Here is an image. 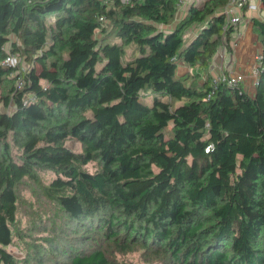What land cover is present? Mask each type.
Listing matches in <instances>:
<instances>
[{
	"label": "trees",
	"instance_id": "16d2710c",
	"mask_svg": "<svg viewBox=\"0 0 264 264\" xmlns=\"http://www.w3.org/2000/svg\"><path fill=\"white\" fill-rule=\"evenodd\" d=\"M227 2L177 18L180 0H0V264H33L6 247L17 185L46 171L68 225L97 243L53 264H111L108 241L163 264H264V18H250L254 93L213 87L237 26ZM8 42L23 71L2 64Z\"/></svg>",
	"mask_w": 264,
	"mask_h": 264
},
{
	"label": "rangeland",
	"instance_id": "374dc122",
	"mask_svg": "<svg viewBox=\"0 0 264 264\" xmlns=\"http://www.w3.org/2000/svg\"><path fill=\"white\" fill-rule=\"evenodd\" d=\"M189 1L184 0V4L182 2V8L177 10V18L182 15L185 10L184 6L186 7ZM254 2L258 6V1L255 0ZM193 31L192 27L186 35L192 34ZM98 36L101 37L102 35L98 33ZM125 50L124 59H127L133 51V47H126ZM134 54L138 53L135 52ZM24 66L26 65L24 64ZM184 70L185 67L179 66L178 73ZM205 71L206 69L201 70L202 76H204ZM5 91L0 88V94L5 93ZM248 92L253 94V90ZM149 97L150 95L147 96V98ZM0 109H5L7 112L11 111L10 108L1 105ZM67 144L73 150L80 149V144L77 141L68 140ZM88 167L93 169V164H88ZM53 176L54 174L49 171L40 172L37 181L24 178L17 185L16 214L12 225L13 239L6 248L19 258L23 257L33 261V264L38 262L40 253L44 254V260L40 264H53L56 263V260L66 259L69 253L75 252L77 249L86 248L92 242L97 244L93 238L89 241L86 237H79L77 235L78 229L71 224L68 225L70 221L65 218L55 200L47 195L45 186ZM61 234H65V238L60 237ZM84 239H86V243L83 242ZM104 244L106 247H110L107 254L111 264H163L161 255L151 249L146 251L139 244L132 245L127 251L118 250L110 241ZM52 246L56 247L51 248Z\"/></svg>",
	"mask_w": 264,
	"mask_h": 264
},
{
	"label": "crops",
	"instance_id": "0c3cea01",
	"mask_svg": "<svg viewBox=\"0 0 264 264\" xmlns=\"http://www.w3.org/2000/svg\"><path fill=\"white\" fill-rule=\"evenodd\" d=\"M250 1L256 5L255 0ZM240 13L243 17L241 23L236 26V30L232 33L231 51L228 52L223 47L218 49L213 57L215 68L210 72L214 73L219 69L241 72L247 77L244 85L248 87L249 91L253 90L254 93L255 86H253V81L250 78L251 67L255 63V55L261 53L262 50L256 35L252 31L250 18L255 15L264 18V10L261 11L258 7L256 9L245 8ZM12 39L14 40V37ZM8 43L10 44V42Z\"/></svg>",
	"mask_w": 264,
	"mask_h": 264
},
{
	"label": "built area",
	"instance_id": "2783aa9c",
	"mask_svg": "<svg viewBox=\"0 0 264 264\" xmlns=\"http://www.w3.org/2000/svg\"><path fill=\"white\" fill-rule=\"evenodd\" d=\"M181 4L183 0H180ZM248 6V9H256V5L250 0H228L227 4L223 8V13L226 16V22L224 28L229 25H239L242 21V10ZM8 54L5 56L2 64L16 67L17 70L23 71L24 66L22 64L21 56L16 53L10 52V44H5ZM174 59V58H172ZM260 53L255 55V63L251 67L250 78L253 81V86H255L258 76H259V66H260ZM215 68L214 64L211 62L209 70L212 71ZM13 73V72H12ZM11 73V75H12ZM246 76L241 72H232L225 69H219V71L212 73V85L216 87L218 84L225 83L228 87H239L240 84H245ZM23 84L22 79L18 78L16 82L17 88H20Z\"/></svg>",
	"mask_w": 264,
	"mask_h": 264
}]
</instances>
